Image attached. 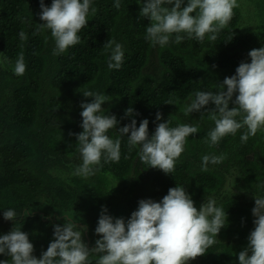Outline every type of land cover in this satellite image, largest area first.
Returning a JSON list of instances; mask_svg holds the SVG:
<instances>
[{"label": "trees", "instance_id": "trees-1", "mask_svg": "<svg viewBox=\"0 0 264 264\" xmlns=\"http://www.w3.org/2000/svg\"><path fill=\"white\" fill-rule=\"evenodd\" d=\"M44 2L51 4V0ZM92 7L95 13L90 12L88 25L78 33L80 43L54 56L50 31L33 35L36 24L43 22L39 18V0H0V54L14 67L23 53L26 64L22 76L0 66V234L21 227L28 233L37 258L46 251L44 243L53 239V233L49 232L50 227L42 225V218L38 221L29 217L37 215L35 207L43 203L41 197L37 205L33 204L36 198L53 192L50 197L55 202L64 201L61 207L72 208L66 212L75 214L87 225L89 239L93 231V201L106 200L105 177L75 179L74 187H61L45 165L49 155L57 156L59 151L77 154L76 137L70 133L82 131L80 104L93 99L84 97V90L107 95L103 111L116 115L120 121L118 128L130 123L132 118L137 120L138 127L147 118L151 135L158 111L162 113V121L157 123L169 119L171 127L183 124L174 111H181L184 101L197 90L215 91L219 85L218 68L233 75L235 65L246 59L251 61L250 50L264 46V27L257 35L239 37L234 33L238 20L235 8L228 27L218 34L216 41L205 38L199 43L186 38L182 44L170 41L168 46L157 49L145 39L149 22L147 18L138 19L140 8L135 0H122L119 9L113 7L112 0H93ZM21 31L27 40L19 39ZM107 40L123 46L124 61L119 70L107 68L108 54L103 49ZM238 46L243 49L238 51ZM155 56L160 65L158 75L146 71L155 62ZM193 58L198 66L191 63ZM169 100L175 104L165 103ZM129 107L138 115L125 117ZM118 128L109 130L108 135L121 139V159L119 163L102 161L99 168L121 178L139 149L129 151L127 137H119ZM231 137H225L227 144ZM186 145L183 154L193 153ZM54 160L59 162L58 157ZM9 208L17 213L15 224L3 218V211ZM7 259L10 261L9 257L0 255V260Z\"/></svg>", "mask_w": 264, "mask_h": 264}, {"label": "clouds", "instance_id": "clouds-1", "mask_svg": "<svg viewBox=\"0 0 264 264\" xmlns=\"http://www.w3.org/2000/svg\"><path fill=\"white\" fill-rule=\"evenodd\" d=\"M122 0H112L119 9ZM140 5L138 19L147 18L145 39L153 46L164 48L170 41L177 45L187 38L203 43L216 41L218 34L228 27L237 0H135ZM39 18L33 35L50 31L54 41L52 54L59 56L70 47L80 43L78 34L88 25V16L95 13L93 0H51L46 5L39 0ZM174 37V38H173ZM25 32L19 33L21 41L27 40ZM108 54V70H119L124 61L123 46L107 40L103 44ZM250 62L241 61L235 74L225 77L213 90H197L190 103L183 108L185 116L193 112L209 113L214 127L207 132L210 146L219 144L226 136H235L241 129V143H247L259 130L264 129V46L248 52ZM4 63L0 59V65ZM26 64L23 53L15 61L14 75L22 76ZM82 118L75 135L81 164L72 175L87 179L96 174L99 167L108 163H119L121 139L111 138L108 133L118 128L120 121L114 114H105L102 105L107 95L84 90ZM167 104H175L169 100ZM214 107L208 108V105ZM232 104L233 107H229ZM203 110V111H202ZM125 117L138 115L129 107ZM162 121V113L155 115V130L149 134V120H137L118 128L119 137H127L128 150L139 148V159L148 167L162 170L166 175L175 171V166L185 150L187 138L199 132L197 125L178 124L170 126V120ZM223 155L206 154L201 157V171H208L209 164L218 165ZM103 161V164H102ZM147 167V168H148ZM233 186L228 190L234 195ZM254 228L247 237L248 244L238 253V264H264V196L255 195L252 208ZM3 218L14 222V209L4 210ZM227 223L225 210L217 206L214 199L204 201L197 209L184 186L168 189L159 201L152 198L140 199L130 216L114 217L106 206H101L95 234V247L89 249L82 240L87 225L79 227L76 220L65 214L64 222L53 225V239L39 258L33 255L34 246L28 233L21 227H13L8 233L0 234V255L10 258L0 264H93L90 257L98 256L96 264H189L203 255L215 243L221 228ZM251 253V254H249Z\"/></svg>", "mask_w": 264, "mask_h": 264}, {"label": "flooded vegetation", "instance_id": "flooded-vegetation-1", "mask_svg": "<svg viewBox=\"0 0 264 264\" xmlns=\"http://www.w3.org/2000/svg\"><path fill=\"white\" fill-rule=\"evenodd\" d=\"M235 9L238 12V20L234 33L238 34L239 37L246 34L257 35L263 29L264 0L255 2L254 14L258 18H256L258 26L255 29L242 24V12L238 6ZM147 21L149 22L148 19ZM156 48L158 49L159 45H156ZM237 48L238 51L243 49L239 46ZM154 61L146 71H150L152 68L154 71L150 72H155L158 75L160 65L157 56H155ZM190 61L198 66L194 58ZM246 61L250 62L249 59ZM239 64L240 62L235 65L234 69ZM217 74L219 83H222L225 77L231 76L224 68H218ZM191 98L184 101L185 105L190 103ZM174 114L181 119L183 124H193L199 128L198 133L187 138L188 144L186 146L191 148L193 153H182L176 163L175 171L167 175L162 170L148 167L142 163L139 159V150L137 157L130 162V167L124 177L118 178L113 173L103 172L99 168L95 175L87 179L94 180L97 176H103L107 179V185L104 188L106 200L104 202L93 201L94 206L91 208V212L94 214L93 231L89 239L87 230H85L82 233V240L89 249L95 247V240L99 239V235L95 234L94 230L102 205L107 207L110 215L127 219L131 212L137 208L140 199L152 198L159 201L167 194L169 188L178 185L184 186L197 209L204 201L214 199L217 206L222 207L227 214V223L215 237V243L205 254L197 256L189 264H238V253L247 247V237L254 228V217L251 210L255 204V195L264 196V129L259 130L254 137H250L247 143L240 141V134L246 131V129H241L239 133L237 132L235 136L231 137L228 144L224 137L219 144L210 146L206 142V134L214 127V122L209 113H207L208 115L204 113L201 116L200 112H193L190 116H185L182 110H177L174 111ZM206 154L223 155L224 160L218 165L209 164V170L204 172L201 171V157ZM71 155L77 159L76 164L68 163L66 157ZM54 157H58L59 162H56ZM81 162L79 152L67 155L59 151L57 156L49 155V158L45 160V165H47L48 173L56 179L61 187H74L73 181L75 179H85L72 175L73 169ZM229 185H234L233 196L232 192L228 190ZM50 194L53 192L42 194L32 202L38 204L42 197L43 203L35 207L34 210L35 214L40 217L37 215L29 217H36L38 221L42 218V225L50 227L49 232L52 233L53 225L62 224L65 214L73 217L79 227L83 228L86 225L78 220L74 216L75 214L66 212L72 208L61 207L64 201L55 202ZM60 194L62 195V192ZM50 241L46 239L44 245L48 247ZM90 258L93 264H96V260L99 259L98 256Z\"/></svg>", "mask_w": 264, "mask_h": 264}, {"label": "rangeland", "instance_id": "rangeland-1", "mask_svg": "<svg viewBox=\"0 0 264 264\" xmlns=\"http://www.w3.org/2000/svg\"><path fill=\"white\" fill-rule=\"evenodd\" d=\"M249 1L251 2V0H237V5L242 12V24H245V26L247 27H253L255 29L258 26V21L256 20L257 17L254 14V9H255V2L256 1L259 2V0H252L251 3ZM0 59L4 60V63L0 66H2V68L5 71H8V70L10 71L13 69V65L9 63V61L5 57H3L1 54H0ZM150 71H154V69L151 68ZM150 71H147V72L153 73L154 75H156L155 72H150ZM182 112H183V108H182ZM73 156L74 155L66 157L69 164L77 163V159H74ZM75 157L77 158V156Z\"/></svg>", "mask_w": 264, "mask_h": 264}]
</instances>
